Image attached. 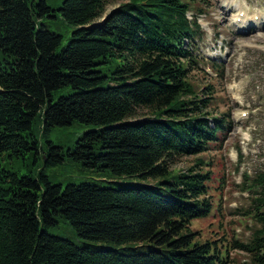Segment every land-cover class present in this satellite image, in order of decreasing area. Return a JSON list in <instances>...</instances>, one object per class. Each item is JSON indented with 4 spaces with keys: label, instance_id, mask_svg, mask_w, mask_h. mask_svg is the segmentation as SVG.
<instances>
[{
    "label": "trees",
    "instance_id": "16d2710c",
    "mask_svg": "<svg viewBox=\"0 0 264 264\" xmlns=\"http://www.w3.org/2000/svg\"><path fill=\"white\" fill-rule=\"evenodd\" d=\"M113 2L0 0V157L38 153L37 121L44 130L78 121L96 129L68 156L149 185L63 189L44 173L36 179L0 165V264H232L230 250L246 254L240 264H264V171L247 184L250 207L234 214L257 227L223 252L224 241L200 242L192 229L214 207L211 164L172 169L182 158L221 150L233 126L229 114L210 111L213 86L199 90L191 80L209 2L127 0L106 13ZM47 18L75 27L66 46ZM67 87L73 92L55 101ZM63 158L49 142L46 164ZM59 216L85 240L127 246H78L52 235Z\"/></svg>",
    "mask_w": 264,
    "mask_h": 264
},
{
    "label": "rangeland",
    "instance_id": "374dc122",
    "mask_svg": "<svg viewBox=\"0 0 264 264\" xmlns=\"http://www.w3.org/2000/svg\"><path fill=\"white\" fill-rule=\"evenodd\" d=\"M62 1L50 0V4L56 7ZM126 1L114 0L107 7L106 13ZM206 1L209 2V7L204 9L205 14L200 18L204 36L201 41H196L195 49V54L201 60L200 69L191 74V80L199 90L208 85L213 86L215 101L210 111L218 116L229 114L233 126L221 150L182 158L172 169L176 172L185 171L198 159L211 164L205 169L213 172L210 195H213L214 207L209 216L193 220L192 229L200 234V242L224 241L221 246L223 252H226L227 246L235 239L247 242L257 227L252 217L234 214L236 210L250 207L252 199L246 190L247 184L259 172L264 171V25L261 24L264 17L260 19L261 23L252 21L256 24L255 27L247 26L251 22L237 24L235 19L240 12L239 5L250 17L257 13L262 16L264 0ZM45 24L52 32L62 35L63 47L68 44L74 26L61 18H47ZM241 27L247 28L249 33H240V29H244ZM99 68L105 71L108 66L102 65ZM72 92L69 87L58 90L54 92V99L57 101L60 96H67ZM95 129L96 126L75 121L69 126H54L44 130L41 121H37L33 125L32 135L38 142V153L33 150L25 157L13 160L3 155L0 157V165L20 176L29 175L36 179L40 173H44L52 184L61 185L63 189L70 184L85 182L103 187H118L117 184L149 185L137 177H115L109 171L85 167L68 156V151L75 148L78 140ZM49 142L63 150L62 163L46 164L45 152ZM57 220L58 223L48 231L52 235L69 239L78 246L89 244L105 249L127 246L85 240L66 219L59 216ZM129 245L134 247L140 244ZM133 251L146 250L138 248ZM227 257L232 264L247 260L246 254L236 250H230Z\"/></svg>",
    "mask_w": 264,
    "mask_h": 264
},
{
    "label": "bare ground",
    "instance_id": "6f19581e",
    "mask_svg": "<svg viewBox=\"0 0 264 264\" xmlns=\"http://www.w3.org/2000/svg\"><path fill=\"white\" fill-rule=\"evenodd\" d=\"M226 1H227V0H226ZM239 11H240V12H242V11H243V7H241L240 5H239ZM240 12H239V13H240ZM245 15H246V14H245ZM259 16H260V15H259ZM237 18H238V17H237ZM247 26H248V25H247ZM236 87H237V86H235V90H237V88H236ZM237 94H238V93H237Z\"/></svg>",
    "mask_w": 264,
    "mask_h": 264
}]
</instances>
